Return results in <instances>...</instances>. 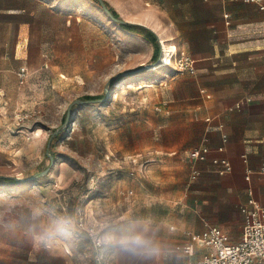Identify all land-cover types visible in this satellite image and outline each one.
<instances>
[{
    "label": "rangeland",
    "instance_id": "obj_1",
    "mask_svg": "<svg viewBox=\"0 0 264 264\" xmlns=\"http://www.w3.org/2000/svg\"><path fill=\"white\" fill-rule=\"evenodd\" d=\"M102 1L116 19L151 29L161 57L151 35L121 27L92 0H0V177L19 179L0 181V264L38 257L23 235L37 210L79 208L85 221L98 214L143 216L164 205L166 192L177 196L176 206L189 194L194 178L184 155L171 182L145 189L127 179L123 157L165 151V131L176 120L171 101L189 96L196 81V70L177 65L180 53L190 56L176 48L170 23L160 21L159 0ZM162 41L175 52L153 69L164 59ZM105 92L104 101L73 105L63 125L70 103ZM185 134L189 142L190 128ZM54 249L49 252L72 264L94 263L86 241L70 239Z\"/></svg>",
    "mask_w": 264,
    "mask_h": 264
},
{
    "label": "crops",
    "instance_id": "obj_2",
    "mask_svg": "<svg viewBox=\"0 0 264 264\" xmlns=\"http://www.w3.org/2000/svg\"><path fill=\"white\" fill-rule=\"evenodd\" d=\"M159 1L160 21L164 18L173 27L176 48L195 62L197 77L189 96L171 101L176 120L165 131L169 140L161 143L165 151H148L154 161L144 177L127 179L141 189L149 183L168 184L177 176L184 155L191 173L197 172L187 185V199L178 200L176 206V195L166 192L159 200L164 205H156L157 212L145 209L143 216L157 221L159 239L174 249L189 243V234L201 233L205 225L218 227L230 243H237L244 223L241 209L249 207L248 188L253 201L264 207V11L243 0ZM188 128L189 142L182 140ZM177 135L179 139L172 138ZM202 147L209 150L207 159L191 161L189 151ZM178 149L183 154L177 157ZM214 159L227 160L231 170L220 175ZM160 162L165 169L157 174L153 168ZM150 198L149 204H154ZM34 250L38 257L27 258L30 264H43L41 256H46V264H72L62 253ZM205 253L206 248L195 246L192 256L181 253L182 264ZM90 255L92 258V251Z\"/></svg>",
    "mask_w": 264,
    "mask_h": 264
},
{
    "label": "clouds",
    "instance_id": "obj_3",
    "mask_svg": "<svg viewBox=\"0 0 264 264\" xmlns=\"http://www.w3.org/2000/svg\"><path fill=\"white\" fill-rule=\"evenodd\" d=\"M82 215L79 208L37 210L23 235L36 250L52 251L70 239L86 241L95 264H182L183 255L159 239L160 227L150 216L98 214L84 221Z\"/></svg>",
    "mask_w": 264,
    "mask_h": 264
},
{
    "label": "built area",
    "instance_id": "obj_4",
    "mask_svg": "<svg viewBox=\"0 0 264 264\" xmlns=\"http://www.w3.org/2000/svg\"><path fill=\"white\" fill-rule=\"evenodd\" d=\"M246 3L258 5L259 9L264 11V0H243ZM181 71L193 73L195 62L185 53H180V60L177 63ZM21 75V74H20ZM236 108H240L237 104ZM225 141V136L223 137ZM222 149L220 148L219 151ZM209 150L205 147L190 150L188 156L191 161H205L208 157ZM154 161L150 153H139L135 156L124 159V164L131 167L127 171L129 179L140 180L147 172L149 164ZM214 165H218L220 175L231 170L230 163L225 159H214ZM197 172L194 171L192 176L195 177ZM249 173H246L245 179L249 181ZM130 194L132 192L130 191ZM250 197L248 200L249 207H242L241 212L244 217V223L241 230L240 239L237 243H230L227 235L221 229L214 226L205 225L204 230L199 234H189V243L176 246L175 249L182 254L192 256L195 246L207 249L200 259L188 264H264V207L259 206L251 198L252 190L247 189ZM81 219L84 220L83 217ZM85 221V220H84ZM86 228V224H85ZM92 251V259L95 263V254Z\"/></svg>",
    "mask_w": 264,
    "mask_h": 264
},
{
    "label": "water",
    "instance_id": "obj_5",
    "mask_svg": "<svg viewBox=\"0 0 264 264\" xmlns=\"http://www.w3.org/2000/svg\"><path fill=\"white\" fill-rule=\"evenodd\" d=\"M99 1H100V5H101V8L103 9V11L108 15V17H110V19H112L113 21L117 22L118 24H121V25H124V24L137 25V26H141V27H143V28H145V29H147V30H149V31L152 32L151 29H149L148 27H146V26H144V25H141V24H138V23H131V22H127V21H124V20H120V19H116V18H114V17L111 15V13L109 12V10L106 8V6L104 5L103 1H102V0H99ZM159 44H160V48H162L160 42H159ZM161 50H162V49L159 50V58L161 57ZM148 67H149V66H148ZM143 68H146V67H141L140 69H138V70H136V71H131V72H128V73H126V74H128V75H129V74H135V73H137V72L143 70ZM115 77H116V76H115ZM115 77H112L111 80H113ZM106 98H107V92H105V97H104V99L101 100V101L106 100ZM101 101H100V102H101ZM97 102H98V101H82V100H75V101H73L72 103H70L69 106H68V108H67V113H66V117H65V119H64V123H63V125H66V124H67V122H68V120H69V117H70V110H71V107H72L73 105H76V104H84V103H97ZM51 161H52V158H51ZM49 170H50V168H47V169H46L43 173H41L40 175H42V174L48 172ZM35 178H36V176H35V177H31V178H29L28 180H30V179H35Z\"/></svg>",
    "mask_w": 264,
    "mask_h": 264
},
{
    "label": "trees",
    "instance_id": "obj_6",
    "mask_svg": "<svg viewBox=\"0 0 264 264\" xmlns=\"http://www.w3.org/2000/svg\"><path fill=\"white\" fill-rule=\"evenodd\" d=\"M92 1H94L95 3L100 5V1L99 0H92ZM104 5L106 6L105 3H104ZM106 8L108 9L107 6H106ZM108 10L111 13V15L115 18V15H116L115 12L110 10V9H108ZM121 27H123L125 29H130V30L139 29V30H141V31H143L145 33V34L143 33V35H145V36L146 35H151V37H153V38H152L151 42H149V43L152 44L156 48L157 51H159V45L157 44V42L155 40V37H154V34L151 31H149V30H147V29H145V28H143L141 26L131 25V24H124V25H121ZM104 97L105 96H103V97L102 96H86L83 99L85 101H98V102H100L101 100L104 99ZM0 181L14 183L16 181H19V179L13 178V177H0Z\"/></svg>",
    "mask_w": 264,
    "mask_h": 264
},
{
    "label": "bare ground",
    "instance_id": "obj_7",
    "mask_svg": "<svg viewBox=\"0 0 264 264\" xmlns=\"http://www.w3.org/2000/svg\"><path fill=\"white\" fill-rule=\"evenodd\" d=\"M163 45V49H164V59L160 62L161 65L160 66H157V67H154L153 69H157L159 67H162V66H166L167 65V62L171 56V52L170 50L172 49V51L175 52V48L174 47H168L164 41L161 42V46ZM1 95V94H0Z\"/></svg>",
    "mask_w": 264,
    "mask_h": 264
}]
</instances>
